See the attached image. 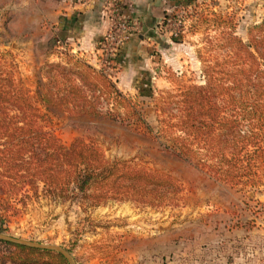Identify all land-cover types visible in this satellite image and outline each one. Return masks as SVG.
<instances>
[{
	"label": "trees",
	"instance_id": "obj_1",
	"mask_svg": "<svg viewBox=\"0 0 264 264\" xmlns=\"http://www.w3.org/2000/svg\"><path fill=\"white\" fill-rule=\"evenodd\" d=\"M234 34H228L227 55L203 59V83L151 95L155 124L140 97L118 87L119 53L108 69L66 45L63 61L46 62L33 94L0 58L1 199L25 203L28 190L39 194L40 183L42 195L52 201L89 207L110 200L158 206L182 199L181 183L170 175L109 158L100 144L83 138L63 143L44 125L41 105L119 122L219 182L255 186L264 169V18L249 28V40ZM52 43L58 44L57 35ZM0 264L71 263L58 249L0 239Z\"/></svg>",
	"mask_w": 264,
	"mask_h": 264
},
{
	"label": "crops",
	"instance_id": "obj_2",
	"mask_svg": "<svg viewBox=\"0 0 264 264\" xmlns=\"http://www.w3.org/2000/svg\"><path fill=\"white\" fill-rule=\"evenodd\" d=\"M112 1L0 0V26L4 28L2 22H6L10 37L27 34L19 42L23 44L35 43L38 34L46 37L42 42L48 44L57 35L72 53L99 67L100 43L111 26ZM121 1L125 16L138 27L119 48L114 79L123 92L139 94L144 85H149L146 84V77L150 78L152 71L149 61H155L156 51L162 57L167 53L166 56L177 55L179 45L190 35L186 27L183 36L175 40L164 19L181 9L195 8L204 0ZM152 78L155 77L152 75ZM41 194L40 188L36 199L28 200L19 208V215L4 211L0 216H7L9 225L27 236L40 235L46 228V233L41 232L43 237L67 240L70 230L61 229L65 212L59 208L55 211L57 203ZM0 200L3 201L1 197ZM130 210L129 203L114 202L85 214L78 225L82 229L73 250L77 264H147L151 256L158 259L155 264H264V215H247L242 223L241 214L238 217L241 221L235 226L221 223L218 228L200 229L195 226L199 221L195 213H187L185 219L183 214L176 215L169 229L161 231L157 227L156 233L146 230L139 221L140 214ZM86 220L91 222L90 226ZM148 237L149 241L153 240L150 242L154 244L153 250L143 246L142 239Z\"/></svg>",
	"mask_w": 264,
	"mask_h": 264
},
{
	"label": "rangeland",
	"instance_id": "obj_3",
	"mask_svg": "<svg viewBox=\"0 0 264 264\" xmlns=\"http://www.w3.org/2000/svg\"><path fill=\"white\" fill-rule=\"evenodd\" d=\"M186 16V23L179 37L183 36L186 27L190 35L185 39V43L179 45L178 54L166 56L169 55L167 53L162 57L157 50L155 61H149L152 69L149 73L151 75H148L150 78L146 77L148 79L146 84L149 85H144L143 89L152 88L155 91L141 90L140 94L137 92L131 94L140 97L148 119L153 124H155V114L151 95H158L160 90L177 88L181 83H203L201 74L203 59L210 60L227 55L229 50L226 43L231 32L246 41L249 40V28L264 18V0H204L197 7L187 10ZM2 26L4 28L0 26V32L4 37L0 38V58L6 69L12 70L18 82L33 94L37 89L38 81L43 78L42 69L46 62L63 61L65 54L61 56L60 51L64 50L60 49L57 43L54 45L55 43L42 42L46 37L40 34L35 36L37 37L35 43H19L20 40L26 39L27 34L10 37L8 36L10 29L5 21L2 22ZM100 57L99 67H105L104 57ZM152 75L155 78H152ZM40 111L45 115L46 128L58 135L63 143L70 145L77 138L98 143L109 158L131 160L138 167L170 175L181 183L183 193L178 204L152 206L147 203L126 201L130 204V211L140 214V219H136H139L146 230L158 233L157 227H160L161 231L169 229L171 223L178 217L176 215L183 214L185 219L187 213H195L196 219L199 220L196 221L195 226L200 229L218 228L221 223L223 226H235L241 221L238 218L241 214H243L242 223L247 215H264V169L260 170V174L263 175L262 180L255 186L225 184L215 180L207 171L199 170L183 160L160 151L154 140L138 133L132 127L105 117L74 115L44 105H41ZM39 185V191L40 188L42 191V183ZM28 193L29 197L26 198L25 203L14 199L0 200V212L10 211L12 216L19 215V210L26 202L32 198L36 199L39 195H35L33 190H28ZM54 202L57 203L55 211L59 208V211H64L66 214L61 229L70 230L71 234L67 240L43 237L41 232H45L46 228L40 232V235L27 236V233L18 231L17 227L10 226L11 222L9 223L10 219L7 216H0V233L25 242L68 250L72 248L70 253L74 264H77L73 250L80 236V228L82 229L78 225L85 219V214L94 208L107 207L120 201L110 200L97 207L82 206L68 201ZM86 222L91 225L90 221L86 220ZM149 238L142 239L145 241L143 246L153 250L154 244L150 243L153 240L149 241ZM169 251L170 248L166 252L168 255ZM155 262H158L156 257L151 256L147 259V264H155Z\"/></svg>",
	"mask_w": 264,
	"mask_h": 264
},
{
	"label": "built area",
	"instance_id": "obj_4",
	"mask_svg": "<svg viewBox=\"0 0 264 264\" xmlns=\"http://www.w3.org/2000/svg\"><path fill=\"white\" fill-rule=\"evenodd\" d=\"M187 10V8L181 9L176 15L164 19V25L170 27V34L173 38L179 37L186 23ZM109 16L111 26L100 43L104 65L108 69L114 63L113 60L119 53L121 45L131 37L134 31H137L138 27L134 20L130 21L125 16L121 0H113L111 2ZM58 46L60 49H67L64 42L60 39H58Z\"/></svg>",
	"mask_w": 264,
	"mask_h": 264
},
{
	"label": "water",
	"instance_id": "obj_5",
	"mask_svg": "<svg viewBox=\"0 0 264 264\" xmlns=\"http://www.w3.org/2000/svg\"><path fill=\"white\" fill-rule=\"evenodd\" d=\"M0 239H4V240H8V241H14V242H19V243H27V244H31V245H37V246H42V247H49V248H55L60 250L62 253H64L66 255V257L69 259L71 264H74L73 258L71 256V253L68 249L62 248V247H54V246H48V245H41V244H35V243H31V242H25L13 237H9L6 235H3L0 233Z\"/></svg>",
	"mask_w": 264,
	"mask_h": 264
}]
</instances>
